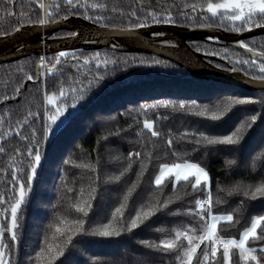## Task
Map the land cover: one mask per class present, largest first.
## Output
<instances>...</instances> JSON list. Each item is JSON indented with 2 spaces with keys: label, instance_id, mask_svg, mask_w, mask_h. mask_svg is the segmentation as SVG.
Segmentation results:
<instances>
[{
  "label": "trees",
  "instance_id": "16d2710c",
  "mask_svg": "<svg viewBox=\"0 0 264 264\" xmlns=\"http://www.w3.org/2000/svg\"><path fill=\"white\" fill-rule=\"evenodd\" d=\"M170 72L159 74L143 68L138 78L116 82L73 118L61 136L52 142L41 173L33 217L25 231L19 264H49L47 254L39 259L36 257V252L42 247L46 250L48 243L64 247L63 254L50 264H177L175 256L179 253L148 249L140 242L171 238L176 228H194L199 235L202 222L198 216L187 215L186 210H195V199L205 198V195L200 191L194 192L183 182L175 190L171 182L166 183L163 189L157 188L152 181L161 163H183L188 159L199 162L209 171L213 199L220 197L226 201L214 204L213 213L234 212L235 219L239 221L235 225L219 226L220 234L225 238L235 236L238 239L239 233L250 227L251 217L264 215V198L252 200L239 193L226 195L236 185L256 186L264 182V155H261L264 153V92L226 82L190 78L186 71L167 75ZM229 97L250 98L255 103L238 106L215 122L192 115L188 110H176L180 103L190 105L192 101L201 107L208 105L215 109L219 104L223 108ZM164 101H170L175 107L144 108ZM253 115L257 116L256 122L241 132L243 139L237 146L195 143L199 132L227 135L244 120L252 123ZM145 119L155 121V130L161 133L160 137H151L143 129ZM185 132L196 135L181 139ZM169 138L173 140L171 148L166 143ZM137 151L141 152V157H128L129 152ZM257 156L261 159L254 161ZM228 159L235 163L226 165ZM81 163L94 165L95 171L75 166ZM129 164L131 167L121 180L109 179L119 175ZM133 184L136 188L124 209L127 220L150 203H163L167 199L174 202L132 232L125 231L114 237L94 235L95 229L112 219V212L124 203V195ZM93 187L96 188V198L88 216L84 217L71 205L78 202L81 188L84 194L79 199H91L88 193ZM69 188L72 192L68 191ZM153 197H158V202ZM64 217L69 221L85 220L83 232L66 245L64 239L71 233L58 238L55 229L50 227L59 224ZM160 228L164 232L157 231ZM260 235L264 236V230ZM249 246L264 247V242L250 243ZM203 250L201 245L197 253L199 259L203 257ZM255 254L264 256L260 252ZM233 260L242 264L238 253L233 254ZM216 264H223L222 251Z\"/></svg>",
  "mask_w": 264,
  "mask_h": 264
},
{
  "label": "snow or ice",
  "instance_id": "6c2138e0",
  "mask_svg": "<svg viewBox=\"0 0 264 264\" xmlns=\"http://www.w3.org/2000/svg\"><path fill=\"white\" fill-rule=\"evenodd\" d=\"M9 3L12 0H8ZM31 3L34 5V12H21L20 16H29L31 14H37L39 18L35 21L28 20L27 23H37L41 26L47 25L50 22L56 23L58 20L53 19L54 11L58 14L61 11V4L55 3V0L51 3H45V0H31ZM63 5L66 6L67 15L60 17V19H68L69 15H82L83 19L91 21L96 24H100L101 26L107 28L109 25L106 22V17L103 15H91L89 14V10H97L104 9L106 7L103 3L91 2L89 0H63ZM83 9V12H79L78 10ZM184 9H190L192 13H205L202 17L204 22L198 24L201 28H222L226 31L241 33L244 31H252L253 28H261L264 29V0H198L197 3L193 4H184ZM115 11V9H114ZM143 13V14H141ZM180 16L187 18L188 20H192L193 17L189 15L187 11H179ZM7 15L12 17L15 15V12H8ZM129 24L126 28H121V31H133L139 28L148 27V19L155 24H172L175 23V18L173 16V12L168 8H164L161 11H157L155 8H150L148 10L141 9L140 12L137 10H133L128 13ZM23 25H18L13 29L14 32H18L21 30ZM7 31H0V36L9 35ZM78 35L77 32L67 33L69 37H76ZM153 37L163 36L164 33H153ZM209 39H214L209 37ZM165 43H169L171 46H175L171 44L169 41H165ZM239 46L243 48L246 52L251 53L253 55L252 60H237L236 63L248 65L249 68L258 67V71L260 75L255 76L254 79L264 82V51H257L254 47L250 46L249 43L244 41L239 42ZM196 51H200V47L196 46ZM227 49H224L225 54L227 53ZM206 55H219V53L214 51H208L205 53ZM71 57L72 59H77L74 53H69L67 51H60L57 53L52 59L55 60V63L48 66V60L46 57L41 56L39 58V62L37 64V68L40 70L38 76H34L32 74L24 73V69L20 68L19 71L24 73V77L28 81H35L39 78L45 76V71L48 75H52L57 70V65L63 63L62 58ZM260 58V62L257 63L256 58ZM225 58H228L225 56ZM91 60L96 62L97 67L101 64L107 65L109 63H115L112 60H100L99 53L95 54L91 57ZM141 63L145 61L141 60ZM156 64L162 63L160 60L153 61ZM89 63V58H84V64L87 65ZM75 67V65H73ZM219 67V66H218ZM233 71L235 68L232 69ZM24 85L21 83L18 87L15 88V93L17 95L20 94L21 89ZM71 91L75 93L77 90L72 88ZM84 90L81 89V92ZM68 95V91L65 89L63 85L60 86L58 94L57 93H48L44 94V102L45 104L54 107V112L49 114L48 110H45V136L52 131V125H55L57 121L60 120L61 117L64 116L66 105L59 104L57 101L60 98ZM10 97L4 96L2 99L7 100ZM14 99L15 97H11ZM82 98V97H78ZM255 103L254 100L250 98H236L229 97L223 105V108L220 107L219 104L216 105L215 109L210 108L208 105H204L203 107L197 105L196 101H192L190 105H186L185 103H180L178 109L176 110H188L192 115H196L201 118L210 119L211 121H220L225 118L231 111L235 110L236 107ZM75 107V104L72 105ZM158 107H175L170 101H164L159 104H151L145 105L144 108L147 109H155ZM199 109V110H197ZM37 113L29 112L28 117H35ZM257 120V116L253 115L251 117V122L248 123L247 120H244L240 123L239 127H236L234 131L227 135H209L205 132H199L198 138L195 143L197 145L206 144L209 146L212 145H221V146H237L241 143L243 137L241 136V132L245 129H250ZM27 123V119L24 121ZM143 129L150 133L151 137H160L161 133L155 130V121L151 119H145L142 122ZM139 134V133H138ZM7 135V133H5ZM17 135H20L17 132ZM188 135H196L195 133H187L185 132L181 139L184 136ZM24 139L25 137H21ZM33 143L37 145L35 149L31 146L28 148V155L32 157L31 163L29 165V170L27 174V183L21 182L18 178V173L22 172L23 169L16 170L14 169L11 173V183L14 185L10 192L15 195L6 196L4 193H0V206L8 203V207L3 211H0V218L7 219L10 214V221L7 223L6 227H0V264H11L10 254L8 253L10 245L3 242L5 235L7 234L10 237L12 242L11 246H15L18 243L19 238L17 235L18 229L22 226L21 224V216L20 211L22 205L24 204L26 197L28 195L27 189H30L32 186V182L37 174V169L40 166L42 153L39 149V142L35 141V130L33 129ZM169 148L173 145V140L169 138L166 141ZM4 149L0 148V152H3ZM34 153V154H33ZM141 152H129L128 157L131 158L141 157ZM173 155H176L173 153ZM261 155H264L262 153ZM119 159V157H116ZM261 156H257L254 158L255 160H260ZM67 163V161H66ZM235 163L234 160L228 159L225 161L226 165H233ZM76 167L81 168H90L92 171H95L94 165H90L87 163H81L75 165ZM255 167V164H253ZM129 167L124 168L119 175H114L109 177L110 180L119 181L121 178L128 172ZM146 169L147 165H143ZM143 175V172L140 173ZM171 182V186L173 190H175L178 185L183 182L186 185H190L191 189L195 191H200L205 195L204 199L197 198L195 199V210L188 209L186 210L187 215H195L198 216L200 221L202 222L199 229V235H197V229L194 228H186L181 230L176 228L173 230V235L171 238H165L159 240V242L143 240L140 243L147 247L148 249L162 251L164 253H179L175 256V260L177 264H216L219 253L222 251L223 256V264H237L236 261L233 260V254L238 253L239 262L242 264H249V262H255V264H262L264 262V256L258 257L255 253L260 252L264 253V247H250V243L256 242H264V236L260 235V231L264 230V215H255L251 217L250 227H245L240 233L238 239L233 236L231 238H225L220 234V225L221 224H230L235 225L239 223L235 219L234 212H228L227 214H214L212 209L214 204H223L226 203L220 197H216L213 199L212 193L210 191V173L204 166H202L199 162H192L188 159H185L183 163H161L158 167V174L154 176L152 183L159 189H163V186L166 183ZM136 188V184H133L131 188L128 189V192L124 195V203H122L119 207L115 208L112 212V219H110L107 223H104L101 227H98L94 231V235L101 237H114L121 235L122 232H132L133 230L141 227L147 221H149L153 216L156 215L158 211H162L167 208L169 204H172L174 201L171 199L165 200L163 203H150L147 207H142L141 210H137L135 215L131 217L130 220L125 219L124 209L127 206L129 198L132 196L134 190ZM69 192H72V189H68ZM223 191V190H221ZM96 188H91V191L88 193V196L84 199H79V196L84 194V189L81 188L80 193L78 194V202L71 205L72 208L77 213H82L84 217H87L89 212L93 207L92 201L95 197ZM242 194L245 198L256 200L260 198H264V182L259 183L256 186L251 185H236L232 189L228 190L226 195L232 196L233 194ZM180 197H177L179 199ZM154 200H157L158 197H153ZM9 203V201H13ZM243 204V201H241ZM176 213H174L175 215ZM84 219L79 220H67L66 217L61 218L59 220V224L51 225L55 229V234L57 237H64L65 233H71L66 236L64 239V244H69L73 241V239L83 232L84 230ZM63 226V227H62ZM159 232H164L163 228L157 229ZM191 233V234H190ZM186 242V246H185ZM201 245L204 246L203 257L199 259L197 256L198 250H200ZM210 249V251H209ZM64 252L63 245L57 244L53 245L51 243L47 244V248H41L40 251L36 252V257L39 259L42 255L47 254L49 256V264L51 261H55L58 256L62 255Z\"/></svg>",
  "mask_w": 264,
  "mask_h": 264
},
{
  "label": "flooded vegetation",
  "instance_id": "af4514ba",
  "mask_svg": "<svg viewBox=\"0 0 264 264\" xmlns=\"http://www.w3.org/2000/svg\"><path fill=\"white\" fill-rule=\"evenodd\" d=\"M51 2L53 0H45V3ZM91 2L106 5L104 9H90L89 14L106 17L108 28H126L129 24L128 13L133 10L138 12L141 9L148 10L150 8H155L157 11H161L164 8L171 10L175 23L155 24L150 18L148 19L147 23L149 26L147 28L152 30V34L164 33L166 35L176 32L179 28L199 29L201 27L198 24L204 22L202 17L206 15L201 12L192 13L190 9H184V4L197 3L198 0H89V3ZM55 3L61 4V11L58 14L54 11L53 19L63 20L60 17L67 15L66 6L63 5V0H55ZM181 10L187 11L193 19L190 21L180 16L178 13ZM78 11L82 13L83 9ZM8 12H15V15L9 17L7 15ZM21 12H34V5L31 0H12L11 3L8 0H0V31L10 33L18 25H27L29 24L27 23L28 20L35 21L39 18L37 14L21 17ZM68 18H76L94 26H101L83 19L82 15H69ZM47 25L50 32L48 39L50 40L65 38L68 37L67 33L75 32L68 28L53 31L51 29L52 23L50 22ZM208 29L223 30L227 33L228 38H220L214 33L205 39H189L187 44L191 51L201 54L204 60L215 68L228 72L233 71L232 69L235 68L236 71L250 78L260 75L258 67L249 68L248 65L239 64L236 61L253 59L251 53L246 52L239 46L240 41L249 43L257 51H264V29L253 28L250 32L244 31L241 33L226 31L217 27ZM209 37L214 39L210 40ZM196 46L200 47L199 52L196 51ZM224 49L228 50L226 54ZM60 51L74 53L77 59L74 60L71 57L62 58L63 63L57 65V70L52 75H48L46 69H44V77L35 81L26 80L24 73L34 76L39 75L40 70L37 68V64L41 56L46 57L50 67L51 64L55 63L52 58ZM208 51L217 52L219 55H206L205 53ZM97 53H99L100 60H112L115 63L101 64L97 67L96 62L91 60V57ZM225 56L228 58H225ZM86 57L89 58L87 65L84 64V58ZM256 59L257 63H259L260 58L257 57ZM141 60L145 62L141 63ZM154 60H160L162 63L156 64L153 62ZM20 68L24 69V73L19 71ZM143 68L159 74L171 71L167 74L169 76L175 75L176 71H186L182 66L175 64L168 58L146 51L83 47L64 48L50 53L49 48L45 49L43 46L39 54H26L11 61L0 62V148L4 149L3 152H0V193H4L6 196L15 195L10 192V189L14 186L11 183V173L14 169H23L22 172L18 173V178L21 182L27 183V174L32 160V157L28 155V148L29 146L33 149L37 147L33 143V129L35 130V141L39 142L38 146L42 153L41 163L32 186L30 189L26 188L28 195L20 211L22 226L17 231L19 241L15 246H11L12 242L7 234L3 239L4 243L10 245L6 255L10 254L11 264H19L25 231L29 220L33 217L41 173L45 165L46 156L50 154L52 142L60 137L70 121L81 114L101 93L116 85V82L138 78ZM21 83L24 87L21 89L20 94L17 95L15 88ZM61 85L68 91V95L60 98L57 103L67 106L65 114L55 125H52V131L45 136V110L47 109L49 114H52L55 109L45 104L43 97L45 92L58 94ZM72 88L77 91L73 93L71 91ZM81 89L84 91L81 92ZM4 96L10 98L4 100L2 99ZM11 97L15 98L12 99ZM73 104H75V107H72ZM29 112L37 113V116L28 117ZM26 119L27 123H24ZM64 121V126L57 130L58 126ZM17 132L20 135H17ZM22 136L25 138L22 139ZM11 202H14V200L9 201V203ZM7 207L8 203L0 206V211ZM10 218V214L7 219L0 218V227H6Z\"/></svg>",
  "mask_w": 264,
  "mask_h": 264
},
{
  "label": "water",
  "instance_id": "95a60500",
  "mask_svg": "<svg viewBox=\"0 0 264 264\" xmlns=\"http://www.w3.org/2000/svg\"><path fill=\"white\" fill-rule=\"evenodd\" d=\"M61 28L72 29L78 33L76 37H65L50 40L48 25L27 24L18 32L0 36V62L11 61L26 54H39L44 46L50 53L64 48H102L116 50H138L166 57L177 65L182 66L190 78L215 80L240 86L251 91L264 92V82L247 77L239 71H224L213 67L204 60L201 54L189 49L187 40L206 38L214 33L220 38L227 39L223 30L208 28L189 29L179 28L174 33L153 37L150 28H139L133 31H121V28H105L94 26L80 19L68 18L52 23L53 31ZM213 32V33H212ZM171 42L175 46H171ZM61 123L57 130L64 126Z\"/></svg>",
  "mask_w": 264,
  "mask_h": 264
},
{
  "label": "built area",
  "instance_id": "2783aa9c",
  "mask_svg": "<svg viewBox=\"0 0 264 264\" xmlns=\"http://www.w3.org/2000/svg\"><path fill=\"white\" fill-rule=\"evenodd\" d=\"M201 199H204V198L201 197Z\"/></svg>",
  "mask_w": 264,
  "mask_h": 264
}]
</instances>
